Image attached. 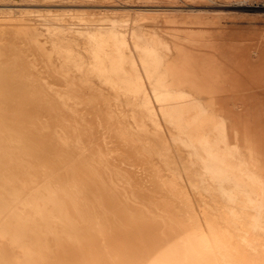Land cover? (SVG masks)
<instances>
[{
    "label": "bare ground",
    "instance_id": "6f19581e",
    "mask_svg": "<svg viewBox=\"0 0 264 264\" xmlns=\"http://www.w3.org/2000/svg\"><path fill=\"white\" fill-rule=\"evenodd\" d=\"M56 16H19L13 31L0 21V264H207L195 245L219 264H264L261 124L224 110L192 52L137 55L107 17L71 28ZM172 245L174 260L150 261Z\"/></svg>",
    "mask_w": 264,
    "mask_h": 264
},
{
    "label": "rangeland",
    "instance_id": "374dc122",
    "mask_svg": "<svg viewBox=\"0 0 264 264\" xmlns=\"http://www.w3.org/2000/svg\"><path fill=\"white\" fill-rule=\"evenodd\" d=\"M240 1L242 0H0V16L9 17L7 19H0V21L3 22L1 25L2 27L7 28L9 26L11 27L10 31H13L14 27H12V25L16 22L15 18L17 19L20 17L32 18V20H36L38 17V23H42L43 21L47 23L49 20H44L46 17H51V19H53V17L55 18L57 15L56 18L58 19H55L54 22L57 21L67 26L70 25L71 28L72 26L83 28V25L88 22H102L105 19L104 17H107L102 23H105L107 26L114 25V27H118V30L126 31L127 34L130 33L129 35L131 37L129 36V38L131 47L137 55L138 53H142L143 45H153L157 53L160 51L159 53L161 55L158 54L161 57L165 59L169 58V61L172 62L175 61L181 53L190 51L194 56L201 58V61L200 59L199 61L204 68L208 67L207 69H211L213 72L215 71V77L218 78L220 84L217 83L218 90L213 92L212 95L220 97L219 103L224 105V110L229 111L232 116L239 119L240 123L243 122V119H248L251 123H260V132L264 136V9L263 7L253 6L247 1ZM85 16L87 17L85 18ZM109 18L110 21L107 20ZM129 22H131L130 25ZM80 24L83 25L80 26ZM153 35L156 36V38ZM162 35L168 37L164 38ZM17 38H15V40H21ZM145 40H148V42L145 43ZM170 40L171 44L169 42ZM172 45L173 48L171 47ZM184 46L187 47V50H184L186 49ZM162 53L165 57L162 56ZM188 87V85H182V88H180L182 92L191 95V91H187ZM220 88L221 90H219ZM220 91L221 94H219ZM192 94H194V96L198 94L197 96L200 97L202 102L205 104L209 103L208 96L205 97V95H207L206 93L192 92ZM208 108L216 110L218 108V103L213 102ZM261 165L262 168H260L258 172L262 174L264 178V161H262ZM243 179L246 181L245 178ZM140 195L143 196L144 194ZM149 195H147L148 198L150 197L149 201L152 199L150 203L151 207L155 206V210L160 209V211H163L164 215L170 214V210L166 209L168 206L162 205L161 203L163 202L166 204L165 201H161L157 196L153 197L154 195H151V198ZM244 196L246 197L245 194ZM199 202L195 205V207H197V212L199 211L200 214H214V209H211L205 203L203 204L202 201ZM245 205H248L249 208V202L246 200ZM208 208L209 210H206ZM244 213L246 219L243 223L245 229L249 232L251 229V227H249L251 223L249 217L251 210L247 209ZM214 216H217V214L215 213ZM218 219H216L218 220L216 223L221 220L219 223L220 225L223 224L220 226L219 223H217L219 228H222L221 230L229 232L232 230L231 234L237 231V228L227 224L222 218ZM186 224H184L185 228ZM223 226H225V228ZM258 231L257 235L263 237L261 234L262 232L259 234L260 231ZM235 232L233 235L236 234ZM248 236H250V234ZM232 243L234 247L239 246L243 254L248 257L251 262L254 261L258 263L256 258L253 260L255 253L248 244L237 243V237L235 236L232 238ZM177 245L180 246L181 244ZM195 246V251L198 250L197 253H201V261L205 260L207 264H219V260L217 259L218 256H216L217 253L214 249L206 250L200 245ZM246 246L250 249L246 248ZM172 248L173 249L170 248L169 252L162 253L164 256H160L161 254L158 255L152 250L151 254L154 255V259L150 261L153 263H160L162 259H166L167 257L174 260V252L178 249V246L172 245ZM243 248L247 250H243ZM183 249L182 253L184 252L185 254L186 251ZM248 250L253 253H249ZM147 257H149V254ZM147 257L145 261H148Z\"/></svg>",
    "mask_w": 264,
    "mask_h": 264
},
{
    "label": "built area",
    "instance_id": "2783aa9c",
    "mask_svg": "<svg viewBox=\"0 0 264 264\" xmlns=\"http://www.w3.org/2000/svg\"><path fill=\"white\" fill-rule=\"evenodd\" d=\"M246 1L256 7H264V0H246Z\"/></svg>",
    "mask_w": 264,
    "mask_h": 264
}]
</instances>
